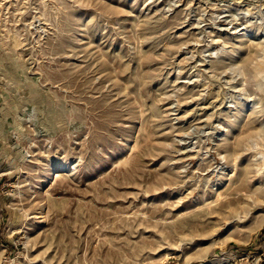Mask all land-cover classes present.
Returning a JSON list of instances; mask_svg holds the SVG:
<instances>
[{"label": "rangeland", "instance_id": "rangeland-1", "mask_svg": "<svg viewBox=\"0 0 264 264\" xmlns=\"http://www.w3.org/2000/svg\"><path fill=\"white\" fill-rule=\"evenodd\" d=\"M262 184L264 0H0V264H264Z\"/></svg>", "mask_w": 264, "mask_h": 264}, {"label": "bare ground", "instance_id": "bare-ground-1", "mask_svg": "<svg viewBox=\"0 0 264 264\" xmlns=\"http://www.w3.org/2000/svg\"><path fill=\"white\" fill-rule=\"evenodd\" d=\"M57 177V176H56ZM263 185L264 184H262V187H263ZM254 199V198H253ZM240 205V204H239ZM254 206V205H253ZM241 207V206H240ZM239 207V208H240ZM242 209H245L244 211H248V209H247V207L245 206V204L244 205H242V207H241ZM255 209V208H254ZM239 212V211H238ZM232 216V215H231ZM243 218V217H242ZM245 219V218H244ZM262 224V220H260V222H259V224H258V227L260 226ZM246 233V232H245ZM161 262H163V260L161 261ZM160 262V263H161ZM154 264V263H153ZM212 264H218V262L217 261H214V262H212Z\"/></svg>", "mask_w": 264, "mask_h": 264}, {"label": "trees", "instance_id": "trees-1", "mask_svg": "<svg viewBox=\"0 0 264 264\" xmlns=\"http://www.w3.org/2000/svg\"><path fill=\"white\" fill-rule=\"evenodd\" d=\"M264 236V229L261 231V233L259 234V238L262 239V237Z\"/></svg>", "mask_w": 264, "mask_h": 264}]
</instances>
